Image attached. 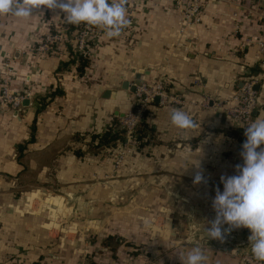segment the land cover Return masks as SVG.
I'll return each instance as SVG.
<instances>
[{
	"label": "rangeland",
	"instance_id": "obj_1",
	"mask_svg": "<svg viewBox=\"0 0 264 264\" xmlns=\"http://www.w3.org/2000/svg\"><path fill=\"white\" fill-rule=\"evenodd\" d=\"M145 1L127 0L131 24L120 37L111 39L85 24L69 29L62 13L45 8L48 29L37 42L20 49L22 66L15 65L12 50L3 55V66L6 62L12 65L9 87L14 96L28 95L36 103L35 109L40 108L39 99L50 90L38 96L36 86L26 79L25 86H14L15 78L20 69L47 56L66 58V44H73L88 64L83 76L76 71L74 77H68L74 85L79 82L74 90L79 91L84 82L88 86L99 82L94 71L99 48L112 49L114 40L120 41L116 46H127L138 27V13L147 10ZM171 5L182 17L174 0ZM81 32L87 33L85 55L77 46ZM47 35L56 38L50 42ZM124 46L120 48L123 51L127 49ZM70 68L62 70L70 73ZM63 93L66 96L67 92ZM51 103L40 114L37 144L45 138L52 142ZM5 104L0 92V264H182L180 257L194 246L201 247L211 264H256L248 249L249 229H235L223 240L204 236V227H210L216 215L214 190L222 191V183L205 180L192 189L188 181L150 173L144 149L138 150L141 142H128L112 113L110 123L116 132H122L123 141L98 145L84 133L72 136L53 163L52 147L43 150L41 145L29 147L18 160L16 146L28 137L29 121L22 106L15 110ZM53 197L61 202L58 208L52 207L58 210L55 216L50 213ZM166 235H170L168 239Z\"/></svg>",
	"mask_w": 264,
	"mask_h": 264
},
{
	"label": "crops",
	"instance_id": "obj_2",
	"mask_svg": "<svg viewBox=\"0 0 264 264\" xmlns=\"http://www.w3.org/2000/svg\"><path fill=\"white\" fill-rule=\"evenodd\" d=\"M144 5L147 10L138 13V27L134 28L127 46H116L120 41L114 40L116 44L112 49L99 48L93 70L97 71L101 84L97 82L88 86L84 82L80 84L79 91L74 90L79 82L74 85L68 77H74L77 63L70 64V73H64L56 70L58 58L49 56L26 65V70L20 69L14 82L16 87L25 86L23 80L26 79L36 86L38 96L46 90L54 91V88L67 92L66 96H56L50 104L53 107L52 142L49 138H39L38 144L30 147L41 145L39 148L43 150L52 147L53 163L72 136L85 133L91 140L92 135L99 136L112 126L111 113L113 117L125 113L136 98L130 87L137 74H140L141 82H152L160 77L169 85L170 93L184 104L156 103L157 106L151 110L147 120L152 127L151 136L143 147L146 164L151 168L149 172H161L163 177L188 181L192 183V189L196 185L191 181L198 170L203 172L205 180L214 179L221 183V176L236 175V165L243 164L240 156L242 145L231 135L229 126L233 124L230 119L214 108H202L200 103L204 98L223 100L245 78L252 76L259 79V106L253 121L264 113V66L255 45L246 41L261 32L259 18L264 14V0H204L201 23L183 32L179 31L182 19L172 8L171 0H147ZM47 13L52 19L50 10ZM45 14L46 9L42 7L34 10V16L27 20L10 14L0 16V74L6 50H12L15 65L22 66L18 52L37 42L48 29ZM121 46L127 49L123 51ZM78 76H83V73ZM124 82H128V88L123 87ZM102 83L106 85L102 86ZM35 104L32 100L22 104L28 120L36 111ZM172 109L187 112L197 127L189 131L175 128L170 120ZM241 133L244 139L242 130ZM93 141L98 142L97 138ZM52 200L53 207L58 208L60 199L53 197ZM169 236L166 235V239ZM207 264H211L209 260Z\"/></svg>",
	"mask_w": 264,
	"mask_h": 264
},
{
	"label": "clouds",
	"instance_id": "obj_3",
	"mask_svg": "<svg viewBox=\"0 0 264 264\" xmlns=\"http://www.w3.org/2000/svg\"><path fill=\"white\" fill-rule=\"evenodd\" d=\"M126 4L127 0H0V16L10 14L27 20L34 16V10L45 7L62 13L66 24L95 27L111 39L120 37L131 24ZM170 120L181 131L197 127L196 121L182 109H172ZM244 134L246 140L240 152L243 164L236 165V175L221 176L223 191L216 189L212 201L215 219L204 229V236L223 240L231 231L247 228L251 232V256L256 264H264V113L247 125ZM204 182L203 172L196 171L193 183ZM207 259L199 246L180 257L182 264H207Z\"/></svg>",
	"mask_w": 264,
	"mask_h": 264
},
{
	"label": "built area",
	"instance_id": "obj_4",
	"mask_svg": "<svg viewBox=\"0 0 264 264\" xmlns=\"http://www.w3.org/2000/svg\"><path fill=\"white\" fill-rule=\"evenodd\" d=\"M174 1L176 7L181 9L182 12L181 18L183 24L180 27V32L201 23V7L204 0ZM262 14L259 18L262 24L260 34L255 38L249 37L246 41L255 45L260 63L264 66V14ZM234 15H237V12H235ZM86 35V32H81L77 39L78 50L84 55L87 53L86 46H88V44L85 43ZM52 38H56V36H46V40L49 39L50 42H52ZM44 45L47 44L45 43ZM7 56H9V54ZM11 70L12 65L6 62L3 66L4 75L1 76L0 83L1 100L4 104H11V106L17 110L22 106L23 102L29 99L28 95L26 97L14 96V92L10 90L9 82L12 76L10 73ZM258 81L259 79L256 77L245 78L242 84L235 88V90L223 100L204 98L200 105L204 109L214 108L216 111L221 112L225 118L235 122L244 134L247 125L254 120V113L259 106V95L257 90H255V85L258 84ZM133 93L135 97L139 99V107L128 109L119 117L115 116V118L118 119L119 127L124 131V136L127 138L128 142L133 144L137 143L135 131L142 121L143 113L147 111L149 105L154 102L156 97L159 99V105L175 104L183 106L184 104V101L179 100L174 94L170 93L166 82L162 79L152 83L142 81L140 84L135 85ZM15 113H17V111H15ZM112 119L113 117H111V120Z\"/></svg>",
	"mask_w": 264,
	"mask_h": 264
},
{
	"label": "trees",
	"instance_id": "obj_5",
	"mask_svg": "<svg viewBox=\"0 0 264 264\" xmlns=\"http://www.w3.org/2000/svg\"><path fill=\"white\" fill-rule=\"evenodd\" d=\"M77 26L76 25H69V29H75ZM67 34L70 32V30L66 31ZM71 34V33H70ZM66 51L68 56L66 58H62L59 57L57 62V71L62 70L63 68H67L70 64L73 63H77L76 66V70L79 74H82L85 72V70L88 68V64H87V60H85L84 58H82L81 56H78L75 46H73V44H66ZM252 77V76H249ZM248 78V77H247ZM167 87H169L168 84H166ZM170 88V87H169ZM64 93L63 91H59L58 88H54V91L50 90V92L45 95L44 97L40 98L39 100H41V107L37 108L34 115H32L29 118V125H28V129H29V133H28V137L22 142V143H18L16 146V151L18 152L17 158L19 160V158L21 156L24 155V152L28 150V148L37 143V133H38V126H39V122H40V114L42 113L43 109L45 108V106L47 107L48 102H51L56 96H62ZM139 104V100H137L136 98H133V101L131 102V106L128 109H134L135 107H137ZM157 105L156 103L152 102L145 114V117L142 119V121L140 122L137 130H136V139L137 141H139L140 146L138 148V150L143 149V147L145 145H147V143L149 142V137L150 135V131H152V127L149 126L148 123V116H150L151 114V110L153 108H155ZM128 109H126L125 111H127ZM124 111V112H125ZM230 125V129H231V135L233 136V139L235 142H237L238 144H243L246 140V137L243 139L242 138V133L240 130V127L233 121H231ZM114 125L108 127L101 135L97 136V135H92L91 136V140L93 141L95 138H97L98 140V145H108L110 143H114L116 141H123V137H122V132L117 131L116 130H112L114 127ZM76 155H79V152L76 153Z\"/></svg>",
	"mask_w": 264,
	"mask_h": 264
},
{
	"label": "water",
	"instance_id": "obj_6",
	"mask_svg": "<svg viewBox=\"0 0 264 264\" xmlns=\"http://www.w3.org/2000/svg\"><path fill=\"white\" fill-rule=\"evenodd\" d=\"M140 72H142V70H140ZM136 77H137V79L135 80V82H134V83L132 84V86L130 87V90H131V91H134V87H135V85H138V84L141 83V80H140V74H137ZM123 87H124V88H128V82H124V83H123ZM257 88H258V86L255 85V90H257ZM158 101H159V99L156 97V98L154 99V103H158ZM26 104H28V101L23 102V105H26Z\"/></svg>",
	"mask_w": 264,
	"mask_h": 264
},
{
	"label": "bare ground",
	"instance_id": "obj_7",
	"mask_svg": "<svg viewBox=\"0 0 264 264\" xmlns=\"http://www.w3.org/2000/svg\"><path fill=\"white\" fill-rule=\"evenodd\" d=\"M51 201V200H50ZM49 201V202H50ZM52 207H53V205L51 206V209H50V213L53 215V216H55V214L57 213L56 211H55V209H52Z\"/></svg>",
	"mask_w": 264,
	"mask_h": 264
}]
</instances>
